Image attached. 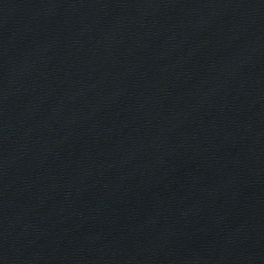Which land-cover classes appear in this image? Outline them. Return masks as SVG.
<instances>
[{
	"label": "water",
	"instance_id": "1",
	"mask_svg": "<svg viewBox=\"0 0 264 264\" xmlns=\"http://www.w3.org/2000/svg\"><path fill=\"white\" fill-rule=\"evenodd\" d=\"M0 264H264V0H0Z\"/></svg>",
	"mask_w": 264,
	"mask_h": 264
}]
</instances>
